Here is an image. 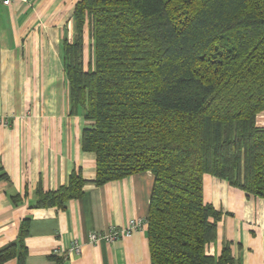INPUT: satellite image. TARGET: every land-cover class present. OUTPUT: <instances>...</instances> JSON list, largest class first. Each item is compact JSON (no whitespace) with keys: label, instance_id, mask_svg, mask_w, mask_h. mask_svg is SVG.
<instances>
[{"label":"trees","instance_id":"obj_1","mask_svg":"<svg viewBox=\"0 0 264 264\" xmlns=\"http://www.w3.org/2000/svg\"><path fill=\"white\" fill-rule=\"evenodd\" d=\"M73 22L62 43L69 114L87 122L81 146L95 177L74 171L57 190H38L35 207L62 209L88 182L149 171L151 263L236 264L229 246L206 254L221 212L204 202L203 177L264 197V0H80ZM27 224L0 263L23 264Z\"/></svg>","mask_w":264,"mask_h":264},{"label":"crops","instance_id":"obj_2","mask_svg":"<svg viewBox=\"0 0 264 264\" xmlns=\"http://www.w3.org/2000/svg\"><path fill=\"white\" fill-rule=\"evenodd\" d=\"M78 1L0 3V120L7 122L0 125V250L16 243L27 219L23 264H51L55 252L64 255L62 264H152L147 224L127 238L89 241L92 233L146 220L153 185L149 171L103 186L88 182L62 209L35 207L38 190H57L72 172L88 181L95 177V156L81 146L87 122L81 111L69 114L62 63V43L75 36ZM90 54L86 47L85 67ZM256 122L264 126V112ZM203 199L221 212L206 254L216 258L229 246L236 264H264V197L204 175ZM73 241L80 245L78 254L69 251ZM0 264H18V259L14 255Z\"/></svg>","mask_w":264,"mask_h":264},{"label":"built area","instance_id":"obj_3","mask_svg":"<svg viewBox=\"0 0 264 264\" xmlns=\"http://www.w3.org/2000/svg\"><path fill=\"white\" fill-rule=\"evenodd\" d=\"M14 0H0V3L4 6H9L12 4ZM7 122L5 120H0V125H6ZM146 224V220L134 218L129 221V224L126 228L116 229L114 227H110L105 232H96L92 233L89 236V241L91 243H99L100 241L113 242L121 237H130L134 231L142 230L143 226ZM69 251H73L75 253L80 252V245L77 242H72L69 247ZM57 255V253H54ZM64 257V255H59Z\"/></svg>","mask_w":264,"mask_h":264},{"label":"rangeland","instance_id":"obj_4","mask_svg":"<svg viewBox=\"0 0 264 264\" xmlns=\"http://www.w3.org/2000/svg\"><path fill=\"white\" fill-rule=\"evenodd\" d=\"M89 51H91V50L89 49ZM86 62H87V59L85 58V59H84V63H85V65L87 64Z\"/></svg>","mask_w":264,"mask_h":264}]
</instances>
